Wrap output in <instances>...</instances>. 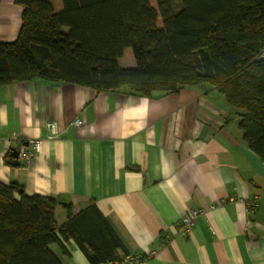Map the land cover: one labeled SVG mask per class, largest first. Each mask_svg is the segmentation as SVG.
<instances>
[{
	"label": "crops",
	"instance_id": "crops-1",
	"mask_svg": "<svg viewBox=\"0 0 264 264\" xmlns=\"http://www.w3.org/2000/svg\"><path fill=\"white\" fill-rule=\"evenodd\" d=\"M22 13L16 0H0V42L18 38ZM49 121L60 131L53 139ZM31 139L41 150L13 166ZM0 181L75 211L95 201L130 252L101 264H264V160L208 85L142 96L42 78L1 84ZM192 208L202 212L183 232ZM56 211L60 224L67 212ZM67 245L64 260L92 264L73 239Z\"/></svg>",
	"mask_w": 264,
	"mask_h": 264
},
{
	"label": "trees",
	"instance_id": "trees-1",
	"mask_svg": "<svg viewBox=\"0 0 264 264\" xmlns=\"http://www.w3.org/2000/svg\"><path fill=\"white\" fill-rule=\"evenodd\" d=\"M60 1L16 0L22 26L15 41L0 42V85L42 78L142 96L208 85L264 160V0ZM128 48L133 66L120 62ZM70 239L92 264L130 255L95 201L75 211L0 181V264H65Z\"/></svg>",
	"mask_w": 264,
	"mask_h": 264
},
{
	"label": "built area",
	"instance_id": "built-area-1",
	"mask_svg": "<svg viewBox=\"0 0 264 264\" xmlns=\"http://www.w3.org/2000/svg\"><path fill=\"white\" fill-rule=\"evenodd\" d=\"M75 125H80L82 123V120L76 119L73 122ZM46 129L48 131L47 138L48 139H53L59 134V127L56 122L54 121H49L46 124ZM10 140L12 142H17L19 141V137L14 133L12 134ZM42 148V141L41 139H31L28 141V145L24 146L21 149L20 152V159H22L26 164L30 162L34 156L41 150ZM201 210L198 208H192L189 213H187L183 219L181 220V226H182V231H190L193 226L195 225L197 217L201 214ZM65 264H72L70 261L65 262Z\"/></svg>",
	"mask_w": 264,
	"mask_h": 264
},
{
	"label": "rangeland",
	"instance_id": "rangeland-1",
	"mask_svg": "<svg viewBox=\"0 0 264 264\" xmlns=\"http://www.w3.org/2000/svg\"><path fill=\"white\" fill-rule=\"evenodd\" d=\"M55 2L59 5V4H61L62 5V3H61V1L60 0H55ZM150 2L155 6V7H157V2H156V0H150ZM173 3H174V5L176 4V6H179L180 4H182V0H173ZM62 7V6H61ZM58 9H59V7H57ZM177 8V7H176ZM159 24H162V19H161V17H159ZM6 42V41H5ZM127 50V49H126ZM128 52L131 54V56L129 57V56H127V54H125L122 58H121V60H120V62H121V64L123 65V66H131V64H134L135 65V60H134V57H133V52H132V50H131V48H128ZM132 57V58H131Z\"/></svg>",
	"mask_w": 264,
	"mask_h": 264
},
{
	"label": "water",
	"instance_id": "water-1",
	"mask_svg": "<svg viewBox=\"0 0 264 264\" xmlns=\"http://www.w3.org/2000/svg\"><path fill=\"white\" fill-rule=\"evenodd\" d=\"M13 157L15 158L14 161L12 162V165H19V153L17 151L13 152Z\"/></svg>",
	"mask_w": 264,
	"mask_h": 264
},
{
	"label": "bare ground",
	"instance_id": "bare-ground-1",
	"mask_svg": "<svg viewBox=\"0 0 264 264\" xmlns=\"http://www.w3.org/2000/svg\"><path fill=\"white\" fill-rule=\"evenodd\" d=\"M23 10H24V7H23ZM23 14V13H22ZM13 166H17V165H13Z\"/></svg>",
	"mask_w": 264,
	"mask_h": 264
}]
</instances>
